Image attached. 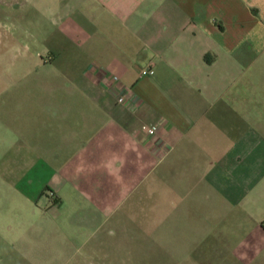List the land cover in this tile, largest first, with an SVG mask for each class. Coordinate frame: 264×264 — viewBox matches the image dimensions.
<instances>
[{"label":"crops","instance_id":"crops-1","mask_svg":"<svg viewBox=\"0 0 264 264\" xmlns=\"http://www.w3.org/2000/svg\"><path fill=\"white\" fill-rule=\"evenodd\" d=\"M61 34L72 111L6 126L0 264H31L45 244L60 255L130 202L133 215L193 213L198 228L263 205L264 0H72Z\"/></svg>","mask_w":264,"mask_h":264},{"label":"rangeland","instance_id":"rangeland-1","mask_svg":"<svg viewBox=\"0 0 264 264\" xmlns=\"http://www.w3.org/2000/svg\"><path fill=\"white\" fill-rule=\"evenodd\" d=\"M62 32L72 39V0H0V147L6 126L28 120L30 110L72 111V46ZM130 205L108 225L61 244L60 255L49 244L30 250V263L43 257V264H264L257 225L264 226V203L250 212L221 211L218 224L206 217L200 228L195 214L177 207L133 215Z\"/></svg>","mask_w":264,"mask_h":264},{"label":"built area","instance_id":"built-area-1","mask_svg":"<svg viewBox=\"0 0 264 264\" xmlns=\"http://www.w3.org/2000/svg\"><path fill=\"white\" fill-rule=\"evenodd\" d=\"M146 73L147 72H144V74H146ZM114 78H115V80H118L117 77H114ZM124 102H125L124 96H122L118 99L119 104H123ZM144 130H146L150 136H154V135H156L158 128L156 126H151V127H144Z\"/></svg>","mask_w":264,"mask_h":264}]
</instances>
